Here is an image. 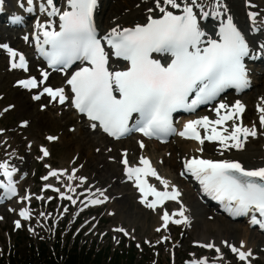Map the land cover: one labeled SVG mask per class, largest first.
<instances>
[{
	"label": "snow or ice",
	"instance_id": "6c2138e0",
	"mask_svg": "<svg viewBox=\"0 0 264 264\" xmlns=\"http://www.w3.org/2000/svg\"><path fill=\"white\" fill-rule=\"evenodd\" d=\"M28 3L31 4L32 0H28ZM46 3L50 9L48 16H58L60 22L59 31L43 32V44L51 46V50L44 53L49 60V66L61 65L66 69L77 61L86 64L75 71L67 81L73 93L72 104L79 112L86 114L89 120L98 122L99 127L111 136L119 138L133 131L129 123L134 116L135 130L143 132L145 136L167 135L175 132L171 119L173 112L180 109L194 111L200 104L214 100L226 88L243 89L249 86L244 63L245 57L249 55V47L244 37L229 17L220 27L219 41L206 39V33L202 31L193 8L199 7L203 17H207L208 13L197 4V0H191L190 4L185 3L181 15L167 11L161 6L160 0H156L157 8L163 13L160 18L149 16L145 25L113 28L102 38H98L93 21L97 0H66L67 9L63 11L55 0H46ZM163 4L170 5L173 9H181L177 0H163ZM28 10L32 11L31 8ZM41 11H46L43 4ZM151 11L152 9H149V12ZM216 15L220 13L217 12ZM47 27H52L51 22ZM102 40L110 51L106 50ZM2 47L7 49L13 58L12 68L27 70L22 54L12 51L7 45ZM154 53L168 55L171 59L162 63L160 59L153 57ZM17 56L19 63L15 62ZM113 57L117 61H124L123 66L110 63ZM44 76L46 79L47 74ZM19 83L29 89L37 86L34 78ZM44 92L52 100L58 99L61 104L67 99L62 87H46ZM34 99L38 100L40 96H35ZM220 109H226L227 114L220 116ZM243 110L239 102L231 109L221 103L216 109L219 119L209 120L208 117H203L188 121L179 135L196 140L201 145L207 139L218 141L226 149H242L248 136L257 135L254 128L242 127L235 122L231 125V131L227 127L221 131L216 126L223 125ZM260 111L264 112V108ZM260 119L261 125H264V115H261ZM92 127L96 128L97 123H93ZM198 127L205 130L203 138ZM48 139L54 140L56 137ZM229 141L232 143L229 144ZM42 151L45 156L48 155L46 149ZM123 162L125 165L128 163L126 159ZM140 163L145 167H129L126 174L129 178L135 176L136 186L144 194L145 200L148 195L156 198L147 206L155 208L166 199L179 203L180 192L175 187L169 193L148 185L145 191L141 173L160 180L165 188L168 187V182L161 179L155 169L151 168L149 160L141 158ZM185 167L199 181L204 193L224 204L229 212L235 215L258 213L264 218V167L246 169L239 161L197 158L188 161ZM0 169L4 170L3 175L9 180V191L15 194L7 165L0 164ZM51 175L56 176L57 172L53 171ZM92 203L98 204L100 201L93 200ZM181 209L174 215L178 214L182 220H171L170 215L164 213L162 220L165 228L170 221L176 224L187 222L183 205ZM19 214L24 219L29 218L27 210H22ZM251 223L259 224L264 229V219H258L255 214L252 215ZM16 227H20L19 221L16 222ZM201 246L214 247L212 244ZM231 250L237 253L242 261L252 255L250 251L246 253L236 247ZM216 251L219 252V249ZM193 264H206V261H194Z\"/></svg>",
	"mask_w": 264,
	"mask_h": 264
},
{
	"label": "rangeland",
	"instance_id": "374dc122",
	"mask_svg": "<svg viewBox=\"0 0 264 264\" xmlns=\"http://www.w3.org/2000/svg\"><path fill=\"white\" fill-rule=\"evenodd\" d=\"M138 1L145 2L146 0H102L101 8L103 13L101 17L103 18L105 12L111 10V12H119L120 10L127 12L129 8L136 7L140 3ZM19 2L22 3L19 4ZM25 3L28 4V9L34 10L29 19H27L25 26L3 28L7 21L5 18L10 14L11 10L5 11L3 17L5 21H2L4 23L0 22V34L9 36L6 40L0 38V43L7 41L15 46L16 49L19 47L25 48L24 53L28 57L31 56L29 58L31 65L28 72L12 73V71L8 70L10 66L8 55L6 56L0 50V145L3 139L7 137L14 141L13 145L3 141L5 145L2 146L3 154L2 157L0 156V164L15 151L24 157V173L18 179L19 189L21 194L29 193L33 205L28 212L29 218L20 220L19 228L16 227L17 217L9 208L8 202L10 201L0 205V264H3V258L7 260L8 255L15 253L19 254L21 259L33 257L34 253L38 252V250L40 251L41 244H45L50 255L65 256L64 251L74 247V243H77L80 250L109 252V257L116 252H123V255H125V252H130L133 249L137 257L135 263L139 262L142 264H193L194 261L199 262L200 260H205L206 264H216L217 258L221 261L220 264H264V238L252 227L248 228V233L251 235V249H243L244 252L251 250L252 255L249 256L251 262L240 260L238 254L232 252L231 248H237L238 246L233 238V240L224 241L225 243L223 242L222 244H218L216 241L214 243L209 242L214 245L213 248L202 247L201 245H208L207 241H212L211 238L214 237L215 239L217 237L213 228L214 224H218L216 220L224 228L231 227V225L243 228L246 224L244 220L230 221L200 201L199 204L204 209L202 214H205V216L202 215L203 219L198 220L199 217L196 219L197 225L195 227L187 228L184 222L176 224L170 221L167 228H158L156 220L162 210L172 211L178 202H169L164 205V209L144 207L137 201L136 190L133 191L128 185L121 183L119 181L121 176H117L116 179L115 174H126L124 170L119 172L118 164L120 163L121 155L117 153L126 152L130 141L136 147L138 140L134 136L119 144L104 140L103 144L107 150L103 149L101 151L102 155L98 153L92 154L93 150L96 151L102 147L96 146L91 150L88 145L85 146V151L90 156L86 160L72 158L74 167L81 166L84 169L82 172L84 176L74 179L72 186L75 187L76 184L84 183V177L88 176V184L83 187L76 185L74 189L71 188L73 189L72 191L70 189L63 193L61 190L63 182L61 180L69 183V179L66 180L62 175L44 179V177H47V172L51 167L53 169L60 168V158L62 157V146L60 144L62 140L60 136L62 132L63 134L65 133L63 125L65 119H70L72 113L70 111L62 121L57 120V118H54L55 114L53 112L43 113L45 110L42 109V104L43 101L47 100L46 98L31 105L30 101L34 102L31 97L33 88L26 90L16 85L18 79L26 78L30 75L33 67H35L34 71L36 68H42L41 64L35 60V55L30 52V44L28 46L25 45V41L19 39L18 35H26L27 29L31 27V24H34V28L36 27L38 23L35 21L38 19L43 2L42 0H32V4H29L27 0H10V4L14 7L16 13H19L20 5ZM25 7L23 6L22 8L25 9ZM24 12L26 15L28 14L26 9ZM10 16L18 17L11 14ZM32 56L34 57V62L31 60ZM252 69L253 71H255L254 69L262 71L264 66L254 64ZM55 75L54 81H62L63 76L61 74L55 73ZM258 85H261V83L243 92L227 93L220 97L219 100L232 97H238L241 100L248 95L247 97H250V100L245 102V108H252L251 116H249L254 119L256 115L253 112V105L256 91L254 93L252 91ZM48 86L54 87L55 85L50 82ZM209 108L202 111H206ZM22 122L25 123L23 126L21 125ZM74 124L75 121L71 120L69 127H73ZM28 130L31 133L32 145L26 142L27 140L23 137ZM69 133L72 138L80 140L83 138L88 140L91 137L86 132L80 136L72 131ZM48 137H56V139L50 141ZM80 140L78 144L81 143ZM92 141H94L92 145H96V139L92 138ZM262 144V141L257 143L258 146ZM41 148L47 149V156H44ZM168 148L161 150L164 153L163 156L167 157V159L172 157V155H169L170 151H167ZM110 149H114L115 157L108 153L103 154V151L108 152ZM151 149H153L152 144ZM85 151H83V154ZM207 158L211 159V157ZM104 161H110L112 164L104 166L101 164ZM162 166L160 168L161 171ZM115 170H117L116 173ZM2 171L3 169H0V173ZM178 177L182 195L179 201L186 204L187 198L196 192L192 189L187 179L181 176ZM50 181L54 188L47 187ZM110 181H113V183L110 184ZM94 182L99 183L105 189V193L110 195V200L95 208L83 209L82 205L89 196V188L87 189V187ZM54 189H58V191ZM66 197H71V199ZM23 204H25V201H23ZM186 205L189 206L188 204ZM208 212L212 213L213 216L210 214V216L206 215ZM155 226L160 231H157ZM201 227H206L207 229L210 227L207 230V236H209L205 238L206 240L200 236ZM116 229H121V231H116ZM228 230V235L233 237L234 234L230 229ZM56 246H58V253L56 252ZM217 248L219 252L216 251ZM238 250L241 251L240 249ZM126 260L129 261L130 258L122 260L123 264L128 263Z\"/></svg>",
	"mask_w": 264,
	"mask_h": 264
},
{
	"label": "bare ground",
	"instance_id": "6f19581e",
	"mask_svg": "<svg viewBox=\"0 0 264 264\" xmlns=\"http://www.w3.org/2000/svg\"><path fill=\"white\" fill-rule=\"evenodd\" d=\"M2 5V10H13L14 7L11 6L10 0H0ZM43 5L46 9V11L40 10V15L38 16V28L34 29V27L31 26V29L29 30V35L26 37L23 35L22 38L18 37L19 39H22L23 41H26V45L30 44L29 49L33 50L34 46L31 45L30 38L32 36V39H37V42L40 43L41 37L37 34H40L43 30H52V29H58L59 28V18L57 17H49L48 16V7L46 6V0H42ZM57 6L61 9V11L66 9V0H55ZM102 0H97V5L95 8V20H96V29L99 38H102L109 34L113 28H133L137 25H145L148 23V17L152 16L154 19L160 18L163 13L159 11V8L156 6V0H146L145 2L138 1V5L136 7H131L127 12H123L120 10L119 12H105L104 17H101V14L103 13V10L101 8ZM161 6L165 7L167 11L173 12L174 15H181L182 14V8L185 5V3L190 4L191 0H177V3L181 4V9H173L170 5H164L163 0H160ZM197 4L201 5L204 12H207V17H203L200 8L194 7L193 10L197 15L198 23L202 29L206 33V39L211 38L214 39L216 33L222 26V24L227 22V19L231 17L232 22L234 26L237 28V30L241 33V35L244 37L245 42L248 44L249 47V55L245 57L244 60H248L249 58H254L256 61V64L260 65V63L264 64V0H197ZM149 9H152L151 12H149ZM25 9L22 8L20 10L19 14L20 17L23 15L26 16V13L24 12ZM219 12L220 15H216V13ZM111 14V15H110ZM11 15H17L15 12H12ZM37 21V20H36ZM51 22L52 27L49 28L47 25ZM8 35L6 34H0V38H4V40L8 39ZM16 37V39H18ZM103 41V40H102ZM7 42V41H6ZM1 45H11V43H0ZM13 44V43H12ZM12 46V45H11ZM13 47V46H12ZM15 47V46H14ZM25 48L19 47L17 49V53H23L25 52ZM8 55V54H7ZM35 55V53H34ZM36 56V55H35ZM168 56V55H166ZM165 56V57H166ZM9 57V56H8ZM31 57V56H29ZM28 57V58H29ZM164 57V58H165ZM31 60H34L32 57ZM10 66L9 71H12V73H20V71L17 68H12L13 58L9 57ZM35 61V60H34ZM32 61V62H34ZM16 62V61H15ZM110 63H115L119 66H122V62L120 61H114L111 60ZM252 64V63H251ZM31 63L29 64L30 68ZM250 67V66H248ZM28 68V69H29ZM31 71L30 75L31 77L28 78H34L37 81V86L31 91V97L34 99L35 96H40V99H34V102L30 101V104L34 105V103H37L38 101H43L46 98L47 100L43 101V107L45 111L43 113L48 114L49 112H53L54 118H57V120H64L66 115L72 113L70 116V119H65L64 127H65V133L60 136L61 138V146H62V157L60 158V168L53 169L52 167L47 172V177L50 179L51 177H57L58 175H62L67 179H69V183L65 182V180H61L63 182L62 185V192L65 193V191H69L71 188H75L76 185L83 187L88 184V176L84 177L83 182L81 184H76L75 187L72 186V182L74 179H79L83 175V167L78 166L74 167L72 165V158H80L81 160H86L90 155L87 154L85 151V146L89 145V148L93 150L94 147L100 146L102 147L99 150L92 151V154L98 153L102 155V150H107L104 147V140H108L105 138L102 134L97 132L96 128L92 127L91 123L85 122L81 116L77 115L75 112H73L70 107L69 103H65L62 106H59L58 99L57 100H51L48 97H46V93L44 92V89L48 87L50 82H53L55 85L54 87L57 88H64L66 90L67 88V79L68 76L71 74V72H62L63 78L62 81H54L56 75L54 72L49 71L45 68H36V70ZM247 70V76L248 80L250 81L249 86L241 89V92L250 89L251 87H255L258 83H261V85H258L256 89L254 88L253 93L256 91V98L254 100L253 105V112H255L256 117L254 119L250 118V114L252 113L250 108H245V102H249L250 100L247 96L245 98H242L241 100L238 97H232V98H226L225 100H218L215 102L208 110L206 111H200L198 113L191 114L187 117H182V123L179 125V127H176V136L173 139V141L169 142L165 145H158L156 143H148L144 142L140 137L136 136L138 139L137 146L130 141L128 144V150L126 152L117 153L118 155H121L120 157V163L118 164L119 172L122 170L126 171L127 168H136L142 166L140 163L141 158H145L150 161V165L152 169H155L158 176L168 182V187L165 188L163 184L160 183V180L156 179L155 177H150V183L153 187H155L158 191H172V188L175 187L179 192L180 196L178 197V200L181 198V191L179 188L178 182L180 175L183 176V178L187 179V181L191 184L192 189L196 190V187L192 185V183L189 181L188 176L185 174V165L189 160H192L193 158L197 159H206L207 157H211L212 160H231V161H239L246 169H258L261 167H264V125H261V115H264V112H261L260 109L264 108V70H256L250 71L249 68L246 67ZM256 73V74H255ZM44 74H47V78L45 79ZM258 76V78H257ZM255 79H257L255 81ZM66 81V82H65ZM25 88V87H24ZM53 88V87H51ZM26 90H30L28 88H25ZM240 92L238 89L234 91V93ZM251 92V93H252ZM244 99V100H243ZM239 102L243 106V112L240 113L238 116H234L233 119L226 121L223 125L216 126L218 130H221L225 127L229 128V131H231V125L235 122L237 125L246 127L249 129H255L257 135L255 137L248 136L247 140L243 144L242 149H236V148H225L223 145H221L218 141H208L205 139V142L203 145L199 144L198 141L187 139L185 137H182L179 135L181 131L184 130V126L188 121L191 120H198L203 117H208L209 120H216L219 119V116L217 115L216 109L219 108V105L221 103L226 104L229 106V108H233V106ZM49 111V112H48ZM227 110L226 109H220V116L226 115ZM250 115V116H249ZM71 120L75 121V124L73 127H69V123ZM56 123V122H55ZM242 123V124H241ZM25 123L22 122L21 125L23 126ZM248 124V125H247ZM55 125V124H54ZM56 129V128H55ZM70 131H72L74 134H78L80 136L83 133H89L91 135L90 139L86 140L78 139V138H72L70 135ZM198 131L200 132L201 137L203 138L205 136V130L203 128L198 127ZM227 135V133H225ZM24 139H26L30 145H32V138L31 133L26 131L25 135L23 136ZM92 138L95 141L96 145H92L94 141H92ZM181 139V140H180ZM243 140V137H241ZM80 140V144L79 143ZM3 141H7L9 144H14V141L11 140L9 137L3 139ZM1 143L0 145V156L2 157L3 154V147L5 144ZM54 141V140H50ZM262 141L263 144L258 146L257 143ZM121 142L125 141H117L115 144H119ZM229 144L232 142L229 141ZM255 143V144H254ZM143 144V147H139ZM151 144L153 149H151ZM75 147V148H74ZM169 147L167 151H170V157L167 159V157H164L162 153V149ZM46 149V148H41ZM202 149V151H201ZM47 150V149H46ZM114 149H110L108 152L103 151V154H111V156L115 157V152L113 153ZM83 151L84 154H83ZM43 152V151H42ZM101 152V153H100ZM44 154V153H43ZM123 154V155H122ZM7 155V154H5ZM167 155V154H166ZM45 156V155H44ZM117 156V155H116ZM168 156V155H167ZM126 157L127 165L123 162ZM206 157V158H205ZM208 159V158H207ZM2 164L7 165V171L11 173V184L18 185L19 186V177L24 173V157L17 153L10 154L9 157L5 158L2 161ZM104 166H107L108 164H112L110 161H104ZM51 165V163H50ZM162 166V171L160 170ZM52 166V165H51ZM111 167V166H110ZM172 169V170H171ZM55 171L57 172L56 176H52L51 173ZM117 170H115L116 173ZM4 170L0 173V192L4 191L6 188H4L5 185L9 184V180L7 177L3 175ZM173 172V173H172ZM116 175L120 177L119 181L121 183H125L128 185L131 190H136V198L141 205L147 208V204L151 203L153 201V195H150L149 197L142 198L137 194V186L136 183L133 181V178H129L127 174L122 175ZM114 175V177H115ZM176 175V176H175ZM175 176V177H174ZM56 179V178H55ZM53 181V180H52ZM71 182V183H70ZM113 181H110V184H112ZM15 185V186H16ZM8 187V186H7ZM47 187L54 188V185H52V182L50 181L47 184ZM89 188V189H88ZM71 189V191L73 190ZM88 198L84 201V204L82 205L83 209H87L89 207H97L102 205L103 202L110 200V195L105 193V189L99 185V183H91L88 187ZM117 194V193H116ZM196 195V196H195ZM121 196V195H118ZM93 200H99L100 203L93 204ZM202 200L199 198L196 193L193 195H190V197L187 198L186 204L179 201L175 208L172 209V211H165L162 210L161 214L159 215L158 219L156 220L158 228H163L164 222L162 220V216L165 212H167L171 220L177 219L180 220L182 217H180L178 214L174 215L175 213H179L181 209V205H183L184 210V217L187 218V222L185 223V226L187 228L193 226L195 227L196 219H201L205 214H202L204 211L201 204H199V201ZM23 201H25V204H23ZM145 201V202H142ZM177 202V201H176ZM203 203H205L203 201ZM10 210L16 215L17 221L20 222V220L24 219L20 216V212L22 210H27L29 212V209L32 207L33 202H31V198L29 196V193L27 194H21L18 193L10 202H8ZM164 205H157L155 208L158 209H164ZM209 206V205H207ZM210 207V206H209ZM152 208V209H155ZM215 209V208H214ZM216 210V209H215ZM217 211V210H216ZM207 212V211H206ZM29 214V213H28ZM212 215V213L208 212L206 215ZM253 213H249V215H252ZM209 215V216H210ZM215 216V215H214ZM215 218V217H214ZM203 219V218H202ZM206 219V218H205ZM210 220V219H208ZM202 222V220H201ZM216 223L214 224L213 228L216 231V238L212 239V241H207L208 243H214L215 241L218 244H222L224 241L229 240H236V243L238 244L237 249H240L244 252L245 249H251L252 242L250 240L251 235L248 233V228L250 226L249 222L245 223L246 225L241 228L240 226L231 225V227L224 228L219 225V221L216 220ZM204 224V223H202ZM208 224V223H207ZM205 225V224H204ZM203 225V226H204ZM206 226V225H205ZM209 226V225H208ZM156 228V226H155ZM210 228V227H209ZM208 228V229H209ZM157 229V228H156ZM202 231H200V236H202L204 239L207 236V228L201 227ZM198 229V230H200ZM228 229L231 230V232L234 234V236L230 237L228 235ZM199 232V231H197ZM199 234V233H198ZM233 238V239H232ZM206 240V239H205ZM210 240V239H207ZM209 243V244H210ZM225 243V242H224ZM243 245V247H241ZM264 248V246H263ZM251 251V250H250ZM247 253V251H246ZM248 262L250 261V257L247 258ZM221 261L219 258H217L216 264H220Z\"/></svg>",
	"mask_w": 264,
	"mask_h": 264
},
{
	"label": "trees",
	"instance_id": "16d2710c",
	"mask_svg": "<svg viewBox=\"0 0 264 264\" xmlns=\"http://www.w3.org/2000/svg\"><path fill=\"white\" fill-rule=\"evenodd\" d=\"M58 253V246H56ZM65 256L50 255L45 244H41L40 251L33 254V257L21 259L19 254L8 255L7 260L3 258V264H123L124 259L130 258L127 264H142L136 262L135 250L122 253L116 252L109 257V252H94L93 250H80L77 243L68 251H64ZM127 256V257H126ZM19 257V258H18ZM124 261V262H126ZM148 264V263H146Z\"/></svg>",
	"mask_w": 264,
	"mask_h": 264
}]
</instances>
